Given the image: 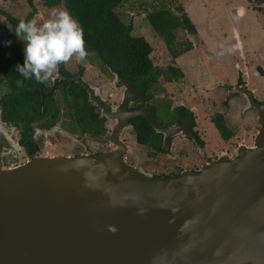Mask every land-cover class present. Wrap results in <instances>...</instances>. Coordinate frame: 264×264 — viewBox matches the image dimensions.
<instances>
[{"label":"water","instance_id":"1","mask_svg":"<svg viewBox=\"0 0 264 264\" xmlns=\"http://www.w3.org/2000/svg\"><path fill=\"white\" fill-rule=\"evenodd\" d=\"M0 264H264V147L160 179L119 151L0 161Z\"/></svg>","mask_w":264,"mask_h":264},{"label":"flooded vegetation","instance_id":"2","mask_svg":"<svg viewBox=\"0 0 264 264\" xmlns=\"http://www.w3.org/2000/svg\"><path fill=\"white\" fill-rule=\"evenodd\" d=\"M212 68L205 73L211 79L208 83L192 81L181 70L183 78L178 81L159 77L153 83L146 71L140 83L133 82V74L120 75L100 66L92 53L82 62L73 58L48 81L30 83L50 112L37 115L27 134L7 126L0 117L1 164L15 168L34 156L49 155L56 142L54 156L119 151L124 164L141 177L177 178L264 147V111L260 109L264 107V69L245 65L243 70L235 67L234 75L216 64V75ZM158 69L168 71V66ZM76 80L93 88L99 102L111 108L112 118L102 115V108ZM5 93L0 94V102ZM139 111L151 113L165 128L178 129L156 131L146 116L132 117ZM45 132L49 138L43 136Z\"/></svg>","mask_w":264,"mask_h":264},{"label":"trees","instance_id":"3","mask_svg":"<svg viewBox=\"0 0 264 264\" xmlns=\"http://www.w3.org/2000/svg\"><path fill=\"white\" fill-rule=\"evenodd\" d=\"M129 0H45L51 8H66L83 28L85 47L92 53L100 66L120 75L133 74V82H143L147 73L149 82L163 77L166 81H178L183 75L175 60L193 50L190 41L179 42L178 30L197 36V30L182 6L170 10L161 7L149 12L146 21L152 31L160 37L166 47L171 63L168 71L154 66L150 55L152 48L142 37L131 35L132 26L126 25L116 9ZM35 10L25 20L32 19ZM0 15L16 27L18 22L0 10ZM200 55V51L196 50ZM16 64H23V46L9 44L0 37V89L7 92L0 102L1 120L9 127L22 129L27 134L37 115L49 113L48 104H40L39 93L30 86L35 79L25 80L15 70ZM142 141L144 134L140 135Z\"/></svg>","mask_w":264,"mask_h":264},{"label":"rangeland","instance_id":"4","mask_svg":"<svg viewBox=\"0 0 264 264\" xmlns=\"http://www.w3.org/2000/svg\"><path fill=\"white\" fill-rule=\"evenodd\" d=\"M178 6L184 8L198 31L197 36H191L183 30L176 33L179 42L190 41L193 44V51L176 61V65L192 81H211L210 76L205 73L213 67L211 71L216 74V64L225 72H233L235 75V63L246 62L249 67L260 66L257 55L262 56L264 61V0H129L120 5L116 13L126 25L132 26L133 37H142L149 43L152 48L150 58L154 66L165 68L171 62L162 39L152 31L146 16L157 8L168 7L174 10ZM241 6L246 10L244 15ZM51 9L45 5V0H0V10L17 22L26 19L33 10L36 14L33 13L32 19L40 22L42 18L48 17ZM14 30L6 17L0 15V37L22 47L23 42L16 37ZM236 31L245 46L244 51H240ZM195 49L200 50V55ZM230 75L228 79L233 81ZM161 81L158 83L162 84ZM2 93L4 91L0 89V94ZM43 136L50 137L46 132ZM58 145L56 142L53 144L55 149L49 150L52 153L48 156H54Z\"/></svg>","mask_w":264,"mask_h":264},{"label":"clouds","instance_id":"5","mask_svg":"<svg viewBox=\"0 0 264 264\" xmlns=\"http://www.w3.org/2000/svg\"><path fill=\"white\" fill-rule=\"evenodd\" d=\"M14 33L23 42V64H16L15 70L25 80L44 83L60 65L88 56L83 28L66 8H52L40 22L20 19Z\"/></svg>","mask_w":264,"mask_h":264},{"label":"crops","instance_id":"6","mask_svg":"<svg viewBox=\"0 0 264 264\" xmlns=\"http://www.w3.org/2000/svg\"><path fill=\"white\" fill-rule=\"evenodd\" d=\"M240 9H242L243 10V15L245 14V12H246V10H245V8L244 7H240ZM185 11V10H184ZM197 30V29H196ZM197 34H198V31H197ZM236 35H237V40H238V44L240 45V48H241V50L240 51H244L245 50V46H243V42L241 41V38L238 36V33H237V31H236ZM193 49H194V47H193ZM196 50V49H195ZM197 50H199V49H197ZM193 51V50H192ZM200 51V50H199ZM239 51V50H238ZM191 52V51H190ZM196 53H197V51H196ZM198 54V53H197ZM199 55V54H198ZM183 56V55H182ZM258 57V60H259V65L260 66H256V67H262L263 69H264V61H263V59H262V56H259V55H257ZM200 57H202L203 58V56H200ZM180 58V57H179ZM178 58V59H179ZM178 59H176L175 60V65H176V61H178ZM244 59H245V56H244ZM218 63V62H217ZM242 63V62H241ZM235 65V64H234ZM245 65L246 66H248L247 65V63L246 62H244V63H242V64H236L235 65V67L237 68H239V69H241V70H243V67H245ZM177 66V65H176ZM217 66H218V64H217ZM178 67V66H177ZM249 67V66H248ZM221 70L223 71V72H225L222 68H221ZM186 76H187V74H185ZM263 81H264V79H263Z\"/></svg>","mask_w":264,"mask_h":264}]
</instances>
